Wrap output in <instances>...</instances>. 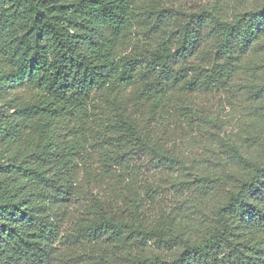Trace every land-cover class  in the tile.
Wrapping results in <instances>:
<instances>
[{
    "label": "trees",
    "instance_id": "obj_1",
    "mask_svg": "<svg viewBox=\"0 0 264 264\" xmlns=\"http://www.w3.org/2000/svg\"><path fill=\"white\" fill-rule=\"evenodd\" d=\"M142 9L151 38L138 36ZM168 11L146 0H0V264H59V246L121 244L126 231L172 245L166 227L131 222L134 211L95 186L139 154L158 170L183 163L163 151L158 122L175 101L231 85L233 67L264 39V5L231 18ZM237 156L248 175L216 231L172 261L131 264L259 263L264 164Z\"/></svg>",
    "mask_w": 264,
    "mask_h": 264
},
{
    "label": "rangeland",
    "instance_id": "obj_2",
    "mask_svg": "<svg viewBox=\"0 0 264 264\" xmlns=\"http://www.w3.org/2000/svg\"><path fill=\"white\" fill-rule=\"evenodd\" d=\"M146 3L169 10L172 18L183 19L211 8L224 18H231L261 9L264 0H146ZM143 11L140 23L146 20L137 29L141 33L138 36L151 38L145 36L147 30L143 25L149 16L143 17ZM261 42L233 67L234 81L229 87L210 94H194L189 102L175 101L170 107L172 113L158 122L163 151L182 164L160 166L158 170L154 160L149 163L151 157L139 154V161L113 163L112 172L105 178L107 183L95 186V194L106 203L134 211L129 218L131 222L148 228L166 227L172 245H161L126 231L123 237L129 242L121 244L103 241L102 237L97 243L72 250L59 246V264H105L107 260L131 264L141 258L172 261L216 231L219 209L242 176L248 175L247 163H242L237 154L248 163L264 164V39ZM203 178L206 180L202 181ZM82 205L83 202L74 205V216H79ZM258 237L263 250L264 230L255 238ZM252 259L264 264V254H256Z\"/></svg>",
    "mask_w": 264,
    "mask_h": 264
}]
</instances>
